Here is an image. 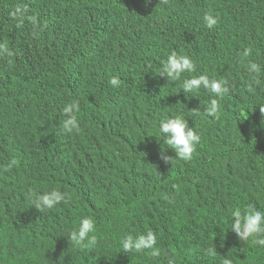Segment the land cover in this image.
I'll use <instances>...</instances> for the list:
<instances>
[{
    "label": "trees",
    "instance_id": "16d2710c",
    "mask_svg": "<svg viewBox=\"0 0 264 264\" xmlns=\"http://www.w3.org/2000/svg\"><path fill=\"white\" fill-rule=\"evenodd\" d=\"M121 16L151 17L162 31L150 41L128 30L115 37ZM96 31L109 33L107 47ZM39 34L53 39L51 55L35 44ZM172 52L193 60L189 76L226 82L216 116L205 112L207 91L181 89L189 76L160 75ZM77 103L68 131L64 109ZM260 107L264 0H107L104 11L84 0H0V264H264V245L230 228L233 210L264 212ZM179 115L200 134L189 160L159 133L162 119ZM22 164L40 181L26 183ZM64 167L71 194L37 210L32 194L53 189L49 175ZM84 217L95 221L90 249L68 238ZM149 231L158 255L123 251L124 238Z\"/></svg>",
    "mask_w": 264,
    "mask_h": 264
},
{
    "label": "clouds",
    "instance_id": "9594fccd",
    "mask_svg": "<svg viewBox=\"0 0 264 264\" xmlns=\"http://www.w3.org/2000/svg\"><path fill=\"white\" fill-rule=\"evenodd\" d=\"M93 10L104 11L105 3L107 0H84ZM98 1V2H96ZM171 0H151V2L167 3ZM125 3L120 4L116 13L119 12ZM204 21L208 28H212L217 23L216 18L211 14L204 15ZM116 35L130 31L135 37L145 38L150 41L151 36L158 31H162V24L158 23L151 17H140L130 19L127 16H121L114 20ZM159 27V29H157ZM17 31L22 34L21 31L16 28ZM48 35V34H47ZM46 35V36H47ZM45 36L39 34L34 36L35 44H39L41 53L51 55L53 51L54 41L53 39H47L41 41V38ZM109 33H101L96 31L93 40L104 44L107 47L109 41ZM178 54V55H177ZM172 52L167 57L166 62L163 65L160 75L168 78L169 82H176L183 76H189L195 70V64L193 60L186 54ZM250 54V50H245L244 55ZM113 65L116 62L111 61ZM249 71L256 73L258 66L255 63L249 65ZM197 76H189L183 79L181 89L184 93H195L201 88L207 91L211 97L210 103L205 106V112L208 116H216L219 111L218 99H222L229 91L226 86V82L220 79L210 78L206 74H196ZM109 83L112 86H118L120 80L113 77ZM79 111V104H71L65 107L64 112L69 117L65 120L64 128L71 131L73 128L78 127V122L73 115L74 112ZM261 113L264 111L261 110ZM213 124V123H212ZM216 128L213 125V130L210 132L211 138L216 132ZM159 133L163 138L164 146L167 150L171 151L174 156L189 160L192 158L193 153L196 151L199 144H201L200 134L189 123V121L182 116L166 117L162 119L159 124ZM166 160H170V157H165ZM23 164L21 166V176L23 180L28 184H35L40 181L42 175L38 173L37 178H25L22 172ZM49 177L54 179V187L48 192L42 194H32V205L40 211H46L52 209L59 203L65 200L71 194V183L69 177L68 167L55 168ZM232 222L230 228L236 233L238 238L243 241H247L249 238H255L256 243L264 245V212L249 208L243 214L240 210H233L231 213ZM95 232V221L93 218L84 217L81 219L79 226L76 230L70 233L68 237L74 245L79 246L81 249H90L96 243V236L92 233ZM92 234V235H90ZM156 236L152 232L141 234L135 238L127 236L122 240V249L125 252L128 251H142L144 249H152L153 255H158L159 251L155 248ZM223 264H231V261L224 260Z\"/></svg>",
    "mask_w": 264,
    "mask_h": 264
}]
</instances>
